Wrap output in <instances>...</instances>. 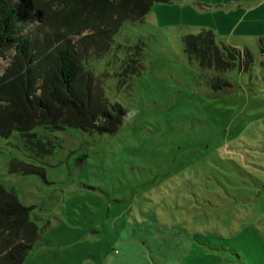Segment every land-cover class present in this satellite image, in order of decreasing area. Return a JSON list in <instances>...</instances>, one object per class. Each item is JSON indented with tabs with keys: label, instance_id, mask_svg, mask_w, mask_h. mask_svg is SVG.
Returning <instances> with one entry per match:
<instances>
[{
	"label": "rangeland",
	"instance_id": "1",
	"mask_svg": "<svg viewBox=\"0 0 264 264\" xmlns=\"http://www.w3.org/2000/svg\"><path fill=\"white\" fill-rule=\"evenodd\" d=\"M32 1L13 3L26 15ZM30 15L26 32L42 27ZM222 17L241 19L242 39L215 35L218 44L247 48L255 62L221 75L234 89L216 92L217 72L188 60L183 36L203 24L222 34ZM262 48L264 0H171L127 20L90 61L129 113L118 132L38 126L55 145L44 157L19 133L0 137V183L40 228L24 264H264ZM14 54L0 57L1 73ZM15 159L44 175L12 173Z\"/></svg>",
	"mask_w": 264,
	"mask_h": 264
},
{
	"label": "trees",
	"instance_id": "2",
	"mask_svg": "<svg viewBox=\"0 0 264 264\" xmlns=\"http://www.w3.org/2000/svg\"><path fill=\"white\" fill-rule=\"evenodd\" d=\"M168 2L33 0L24 15L13 0H0V57L15 53L5 72H0V137L19 133L29 150L44 157L54 152L55 145L39 138L38 126L51 131L72 127L118 132L129 113L108 99L90 61L111 51L115 35L127 20L143 21L156 3ZM34 13L42 27L26 32ZM183 43L190 62L198 63L203 71L217 72L211 79L216 92L234 89L221 75L237 66L248 72L255 62L247 48L219 45L211 30L186 34ZM261 52L264 55V48ZM135 63L129 66L138 73ZM10 170L22 175L45 173L36 164L16 159ZM30 211L15 191L0 183V264H24L40 239V228L31 220Z\"/></svg>",
	"mask_w": 264,
	"mask_h": 264
},
{
	"label": "crops",
	"instance_id": "3",
	"mask_svg": "<svg viewBox=\"0 0 264 264\" xmlns=\"http://www.w3.org/2000/svg\"><path fill=\"white\" fill-rule=\"evenodd\" d=\"M169 2H171V0H169ZM168 2V3H169ZM203 9V8H201ZM224 18V17H222ZM228 18V17H227ZM225 20H221L219 18H216L217 21H222V22H225V26L222 27V34H215V35H218L219 38H225V37H229V34L232 33L233 35H235L237 33V39L240 41V39H242V34L236 32L238 29L237 27H239L241 24V19L237 20L235 19L232 23L231 26H233L232 28H230L231 26H229L227 23H226V18H224ZM205 24L203 25H198L197 27H201L202 26V29L199 31L201 32L202 30H211L213 33H217L216 30L213 28V27H208V26H204ZM207 28V29H206ZM230 31V32H229ZM197 32V33H199ZM189 33H193V32H189ZM217 37V36H216ZM263 44V43H262ZM19 198V196H18ZM25 205V204H24ZM28 205V204H27ZM26 206V205H25ZM28 207V206H27ZM33 208V207H32ZM26 262V261H25Z\"/></svg>",
	"mask_w": 264,
	"mask_h": 264
}]
</instances>
